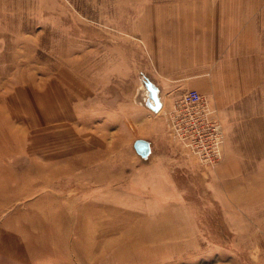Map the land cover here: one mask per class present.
<instances>
[{"label":"rangeland","instance_id":"obj_1","mask_svg":"<svg viewBox=\"0 0 264 264\" xmlns=\"http://www.w3.org/2000/svg\"><path fill=\"white\" fill-rule=\"evenodd\" d=\"M187 89L215 161L177 131ZM0 98L13 264H264V0H0Z\"/></svg>","mask_w":264,"mask_h":264},{"label":"built area","instance_id":"obj_2","mask_svg":"<svg viewBox=\"0 0 264 264\" xmlns=\"http://www.w3.org/2000/svg\"><path fill=\"white\" fill-rule=\"evenodd\" d=\"M178 114V133L182 139L190 140V145L197 150L198 156L205 161L220 158L223 131L220 123L207 116L203 109V99L196 89H187L180 97Z\"/></svg>","mask_w":264,"mask_h":264},{"label":"bare ground","instance_id":"obj_3","mask_svg":"<svg viewBox=\"0 0 264 264\" xmlns=\"http://www.w3.org/2000/svg\"><path fill=\"white\" fill-rule=\"evenodd\" d=\"M1 99V98H0ZM2 116V115H1ZM10 131H12V128L10 129ZM14 133H15V131H14ZM20 134V133H19ZM15 135V134H14ZM129 214V213H128ZM126 226V225H125ZM102 228V227H101ZM104 228V227H103ZM101 229V230H99L98 231V234L100 235V232H101V234H104V235H106V234H112V233H114V231L116 230V226H115V224H112V223H110V224H108L107 226L105 225V228L104 229ZM80 230H81V228H80ZM95 231V230H94ZM87 233L88 234H90V231L89 230H87ZM90 235H92V233L90 234ZM2 235H0V263L2 262L3 264H13L14 263V261L15 260H17V256H16V254H12V255H9V254H7V248L5 249L4 248V244L2 243ZM16 240V239H15ZM114 241V240H113ZM112 241V242H113ZM107 242V240L105 241V243H102V244H100V245H98V246H96L95 248H97V250L99 251L100 250V254L104 251V250H108L109 248H111L112 250H111V252H112V254H113V256L115 257V258H119V259H121V258H123V257H126L127 255V258L129 259V252H130V249L128 248L129 247V245H128V243H127V241H125L124 243H117V240H115L113 243H111V244H109L108 245V243H106ZM81 243V242H80ZM21 245V244H20ZM113 245V246H112ZM78 246L79 247H81V248H84V250H85V254H86V258H87V260H88V258L89 257H91V253H89L90 252V250L92 249V246L94 247V244L92 245V242H89V243H85L84 245H82V243L81 244H78ZM80 248V249H81ZM112 256V257H113ZM82 258V257H81ZM125 259V258H124ZM98 260V259H97ZM95 262H96V260H95ZM99 264V263H98Z\"/></svg>","mask_w":264,"mask_h":264},{"label":"water","instance_id":"obj_4","mask_svg":"<svg viewBox=\"0 0 264 264\" xmlns=\"http://www.w3.org/2000/svg\"><path fill=\"white\" fill-rule=\"evenodd\" d=\"M135 148H136L137 152L145 155L149 152V149H150L149 142L145 139H138L135 142Z\"/></svg>","mask_w":264,"mask_h":264},{"label":"crops","instance_id":"obj_5","mask_svg":"<svg viewBox=\"0 0 264 264\" xmlns=\"http://www.w3.org/2000/svg\"><path fill=\"white\" fill-rule=\"evenodd\" d=\"M150 146V145H149Z\"/></svg>","mask_w":264,"mask_h":264}]
</instances>
